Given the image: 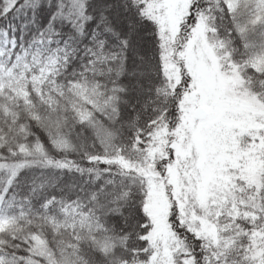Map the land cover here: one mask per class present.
<instances>
[{"label":"snow or ice","instance_id":"1","mask_svg":"<svg viewBox=\"0 0 264 264\" xmlns=\"http://www.w3.org/2000/svg\"><path fill=\"white\" fill-rule=\"evenodd\" d=\"M0 264H264V0H0Z\"/></svg>","mask_w":264,"mask_h":264}]
</instances>
